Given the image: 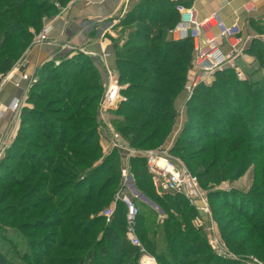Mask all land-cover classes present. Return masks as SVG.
Here are the masks:
<instances>
[{"label":"trees","instance_id":"trees-1","mask_svg":"<svg viewBox=\"0 0 264 264\" xmlns=\"http://www.w3.org/2000/svg\"><path fill=\"white\" fill-rule=\"evenodd\" d=\"M71 1L0 0V33L4 29L10 34L9 37L20 39L17 42L20 49H29L34 38L33 31L40 32L44 27V20L49 21ZM137 9L139 11L135 9L122 21L124 32L119 44L125 42L126 46L125 48L118 46L116 52L119 82L124 85L130 78L131 81L127 83L130 84L129 87L122 91L127 99L113 112L118 116L113 123L122 141L129 147L157 150L165 146L163 143L175 128L179 117L176 101L186 90L195 58L191 39L179 42L168 37L169 31L178 23L177 18H168L163 26L159 21V12L149 20L146 6ZM6 17L9 20H6ZM148 20L150 25L146 24ZM137 40H141L144 46L131 48L132 44L137 45L134 43ZM261 43L263 42L256 40L247 54L255 56V64H259V70H264V44ZM133 50H136L135 56L144 55L142 62L145 63L147 59L153 60L152 69L124 56L125 52ZM60 61L59 66H56L54 61L45 62L37 70L39 80L30 89L28 103L39 105L46 103L51 97L57 98L49 100L46 113L36 107H25L22 110L21 128L15 142L7 148L0 162V179L2 181L8 179L9 175L13 179L12 186L5 189L0 201L13 197L14 192L16 197L18 194L21 195L20 203L23 208L14 217H22L29 214L30 209L34 211L43 205H52L54 199L62 195L57 206L63 209L62 215L69 217V222L67 224L65 220L59 222L66 227L61 232L65 239L72 240L81 234L82 240L87 242L90 232L99 229L105 223L99 216L104 206L113 202L114 194L117 192L115 189L121 179L122 157L119 150H114L105 157L102 154L103 145L98 137V109L105 78L98 62L84 54L68 56ZM12 66L7 64V71L0 72L1 82ZM216 75L210 86H198L192 99L187 103V122L176 147L171 150L172 155L178 156L181 148L187 150L195 145L196 140L204 138L207 143H215L212 150L210 144H205L199 150L204 156L210 155L213 167L222 159L226 144H230L231 147L225 155L233 157L227 158L225 162L233 163L238 158L244 162L243 159L248 154L259 156L264 153V74L256 81H248L247 78L241 81L232 69L218 72ZM146 77L153 82L152 86L135 82ZM51 85L54 86L50 87ZM135 91L144 94L147 100L134 96ZM55 103H63L65 106L53 110ZM253 104L255 106L252 108ZM169 122L174 124L168 125ZM36 124L37 128H34ZM152 126L153 131L146 134ZM163 128L168 129V133L161 138ZM154 142L158 146L150 148L149 143ZM249 142L255 149L243 152V157L237 155L239 148ZM231 150L234 152L231 153ZM180 158L186 161L185 158L181 156ZM188 167L193 172V169ZM212 168L208 166L201 174L196 173L204 189L207 186L203 184V179H207V184L218 180V172ZM131 170L137 181L146 184V191H151L159 200L166 199L165 204L170 205V208L166 210L164 207L165 215L172 211L171 214L174 212L180 219L176 220L178 224L181 226L191 224L192 218L182 220V211L178 212L175 209L182 200L185 208L188 206L195 210L196 208L179 194L165 193L162 198L157 196L153 178L149 174L144 158H133ZM75 175H79L80 178L75 179ZM81 175L84 176L83 179ZM25 187L26 190L23 192L22 189ZM111 189L112 193L109 192ZM222 193L225 197L237 194L225 191ZM222 193H210L209 198L217 199ZM222 202L225 204L227 200L223 199ZM28 207L30 208L27 209ZM233 207H236V204L232 202ZM236 211L252 225L251 232L264 233V220L257 217L256 211L245 212L243 208ZM188 217H192V214L189 213ZM166 218L164 217L163 222L165 230L172 227L171 236L182 234L183 230L181 231L175 223L170 227V222L168 223ZM142 221L143 215L141 218L138 217V222ZM62 233L57 231L56 238ZM111 233L110 238H117L118 241L117 234L113 231ZM65 239L59 241L56 239L58 250L75 251L76 243L71 240L67 243ZM118 244L120 255L126 256L125 264H137L136 260L140 261V250L128 241L126 232ZM35 247L43 249V256L52 257L54 254L53 250L48 251L47 248H42L41 244ZM94 257L92 255L89 259ZM27 258L28 256H25L23 260ZM61 260L56 256L49 264L62 263ZM41 261L45 263L42 259L38 261L39 264ZM0 264H4L2 260Z\"/></svg>","mask_w":264,"mask_h":264},{"label":"rangeland","instance_id":"rangeland-1","mask_svg":"<svg viewBox=\"0 0 264 264\" xmlns=\"http://www.w3.org/2000/svg\"><path fill=\"white\" fill-rule=\"evenodd\" d=\"M6 20L9 19L6 17ZM46 22H48V19L44 20V23ZM9 36L10 34L2 29L0 33L1 73L7 71V64L8 66H15L16 63H18V61L22 57H24V53L27 52L28 49H20L17 45V42L20 39H14V37L11 38ZM121 37L122 34L120 35V38ZM134 43H136L137 45L132 44L130 46L131 48H136L140 45L144 46V43H142L141 40L134 41ZM261 44H264V42ZM120 45L121 48H125L126 46L125 42H122ZM130 47H128V49ZM17 48H19L18 52H16ZM135 54L136 50H133L132 52H125L124 56L129 59H133V61H139L141 65L146 66V68L149 67L152 69L153 60L147 59L144 63L142 62V58L144 55L135 56ZM248 56H251L254 62L256 61L255 56L249 54ZM259 68L260 67L258 64L256 65V68L252 67V69L247 72L246 78L248 81H256L263 77L264 70H259ZM115 72L117 78L119 79L118 70H115ZM37 80H39V77ZM130 81L131 78L128 82ZM135 82L145 83L146 86H152L153 84L151 80H148V77L140 78ZM190 82L191 81L188 78L186 87ZM1 83L2 82L0 80V89L2 88ZM127 83L122 85L123 90H126L129 87L130 84ZM53 86L54 85H51L50 87ZM30 89L25 94L24 106L28 108L36 107L42 112L46 113V107L49 100L56 99L57 97H51L46 103L43 104H29L28 97ZM184 94H187L186 90ZM134 96L139 99L147 100L144 94L137 91H135ZM181 96L182 95H180V98L177 99L176 105L178 104L180 99H182L183 102L185 101L186 98H182ZM124 98L126 97L124 96ZM63 106H65V104L55 103V105L53 106V110L59 107L61 108ZM254 106L255 105L253 104L252 108ZM250 108H248V111L250 110ZM22 110L13 114L11 126L12 131L10 134L11 137H13V131L15 136V131L17 129L20 130L21 128ZM116 110L117 107L113 110H110L108 113H105L104 115L99 114L98 117V137L99 140L102 141V154L104 155V157L112 154L114 150H119L113 148L110 144L112 130H115V132H117L113 123V120L118 117L113 113ZM99 112L100 110L98 109V113ZM49 116H52L54 118V116L51 114ZM177 121L175 124H177ZM186 122L187 119L185 120V124ZM37 124L34 125V128H37ZM167 124L173 125L174 123L169 122ZM153 129L154 126H152L146 134L152 132ZM174 129L175 128H173L172 135L174 134ZM167 133L168 129L163 128L161 138L165 137ZM180 135L181 134H177L172 136L171 138L168 137L163 144H166V146L172 144V149L175 148L178 139L181 138ZM121 139L122 138L120 136L121 143H124V141L122 142ZM194 139L196 140V138ZM14 140L10 143V145H8L7 147L5 146L4 152L0 154V162L3 159L7 148L10 147L13 142H15ZM106 140L108 142L107 145L104 146L103 142ZM196 141L197 142L195 143V145L191 148L187 150L185 148H181L178 152V156H172L177 160H181L180 156L185 158V162L183 160L181 161L187 167L190 166L193 169L194 174H201L206 170V168H208V166L212 168L213 163L210 162V155L204 156L199 150L203 146H205V144H210L212 150V147L215 143H207L204 138H200ZM156 146H158L156 145V142L149 143L150 148ZM229 147H231V145L226 144V146L224 147V155L222 159H220L217 162L216 166L212 168L213 170L216 169L218 172L217 182L207 184V179L202 180L203 184L207 186L206 189L202 188V191L208 197V202L210 204L209 208H211L212 210L211 216L206 217L203 215V217L200 215L197 209L195 210L189 206L185 208L182 202L183 200L178 202V208L175 210L178 212L182 211V220H188L192 218L191 224L184 226L178 224L176 220L180 219L176 214L174 215V212L173 214H171L172 211H168L169 214L163 215L165 218L167 217L166 219L168 220V223L170 222V227L171 224L175 223L180 227L181 231L183 230V232H181L182 234L178 236H171V233L173 232L172 227L171 229L169 228L168 230H165V223H163L164 218L160 219V217L158 216L159 207L161 209H164L165 207L166 210L170 208V205L165 204L164 200L166 199L163 198L159 200L158 197H155L151 194V191H146V184L140 182V180L137 181L135 177L134 179L130 178L125 180L123 176L124 168L122 165L120 177L121 179L119 180V183L116 186L115 190L119 191L120 189L125 187L131 194L132 186H135L136 184L139 189L142 190L143 193L152 200V202L158 205L157 207L151 206V204L146 203V200L141 197L137 199L138 206L141 209L140 218L143 215V221L137 223V232L146 252L145 254L143 253V255L142 252H140V261L136 260L137 264H141V259L143 258V256H146L147 260L151 257L155 258L157 264H264V233L254 234L253 232H251L252 225H249L245 218L238 214V212L236 211L238 208H243V211L245 212L256 211L257 217L261 220H264V153L259 156H256L255 154H248L244 157V162H241V159L238 158L237 161L230 163L225 162L227 158L233 157V155H229L228 157L227 155H225ZM253 148V145L249 142L247 143V145L239 148V152L237 153V155L243 157V152H247V150L250 149L254 150L255 148ZM121 149L122 148H120L119 150L120 157H122L121 154L123 153V150ZM233 152L234 151L231 150V153ZM102 158L103 156L100 158V160ZM130 173L133 174L132 170ZM7 178L8 179H3V181L2 179H0V196L5 191V189H7V187L12 186L13 179L11 178V175H9ZM74 178L79 179L80 176L75 175ZM83 178L84 176L81 179ZM22 190L24 192V190H26V187ZM159 190H157L156 188L157 196H160V198H162L165 193L171 194V192H163ZM223 191L228 192L229 194H232V192H235L237 194L225 197L222 193ZM109 192L112 193L113 190L111 189ZM210 193L222 194L220 195V197H217V199H213L211 197L209 198ZM16 196L17 195L14 192L13 197L11 196L9 199L0 201V260H2L4 264H34V262L37 264V262L42 259L45 260V263L41 261L42 263L40 264H49L50 260L56 258V256L58 260L62 259V263L58 262L57 264H80L83 262V264H125L126 256L120 255V244H118V242L121 238H123V236H125V232L127 234L128 231L127 212L125 206L123 204L121 205L120 202L115 208L114 199L113 202H110L109 204H106L104 206V209L101 212L104 215L99 217H102V222L105 223L103 226H100L99 229L90 232L89 239L86 242L85 240H82L81 234H79L72 240L65 239L63 233L61 232L66 229V227L62 226V224L59 222L64 220L65 224L69 222V217H65L64 215H62L63 209L57 206V202L61 200L62 195L56 197L52 205H43L34 211L30 209L28 210L30 211L29 214L22 217H14V215L17 214L21 208H23V205H21L20 203L21 195L18 194V197ZM233 196L237 198H234ZM232 198L234 199L232 200ZM223 199L227 200V203L224 204L222 202ZM35 201L36 200H34V202ZM232 202L236 204V207L232 208ZM31 205L33 204L31 203ZM29 208L30 207H28L27 209ZM146 208L151 211H146ZM110 210L113 213L109 218V221L108 217L105 215L106 212ZM189 213L192 214V217H188ZM6 217H8V219ZM86 224L88 225V223ZM116 224L117 226H115ZM186 226L188 227L186 228ZM189 230L190 232H187ZM57 231H60V233L62 234H59L56 238ZM110 231H113L117 234L119 238L118 241L116 240L117 238H110L112 235ZM62 238L65 239L67 243H70L71 241L76 243L74 246L75 251H66L65 249L59 251L55 244V241L56 239L59 241ZM213 241H217L219 243L221 249L225 253L224 255H222L221 252H218V250L212 247L211 243ZM40 244L42 248H47L46 250L48 251L53 250V256H43V249L39 250L35 247ZM92 255H94L95 257L93 259H89ZM25 256H28V258L26 260H23Z\"/></svg>","mask_w":264,"mask_h":264},{"label":"crops","instance_id":"crops-1","mask_svg":"<svg viewBox=\"0 0 264 264\" xmlns=\"http://www.w3.org/2000/svg\"><path fill=\"white\" fill-rule=\"evenodd\" d=\"M145 6L149 20L159 12V21L162 22L163 26H165V21L168 18H177L179 22L178 6L193 9L198 21L203 22L216 14L218 22H222L227 26L237 23L241 30L239 36L248 41L246 52L250 51L256 40L264 42V0H72L58 11L59 14L57 13L46 22L52 26L49 42L42 45H33L35 35L39 33L33 31L34 38L31 46L24 53V57L16 64V67L23 63L20 66L21 71L33 74L35 69L37 67L40 68L45 62H50L54 59L62 60L68 56L77 55L73 54L74 50L71 51V48H75L77 51L83 49L89 53L109 54L105 59V63H98L103 78H105L106 66L113 70H118L116 52H118V46L121 47L119 41L123 32L122 21L135 9L139 11L137 8H144ZM149 20L146 22L148 25L151 24ZM46 23H44V26ZM206 32H211L214 35L219 34L216 21H211L205 26L203 33ZM168 37L173 41L177 39V36L174 37L171 34ZM183 41L180 40L179 42ZM193 52H195L194 45ZM239 62L246 72H249L252 67L256 68L251 56H248L247 60H240ZM14 68L12 66L8 73ZM19 79V77H16L14 81L2 85L0 89V108L11 106L17 99H25L27 83L21 82V86L17 87L16 82ZM181 97L184 98L185 94ZM124 101H126V98ZM184 104L185 102L180 99L176 105L178 111L183 108ZM13 114L15 113L7 111L3 116H0V141L4 142L6 147L16 138L19 130L15 131V136L14 131L12 132L14 138L10 136ZM186 119V112L182 114V117L177 118L174 134L172 135L171 133L170 138L181 134L185 127ZM107 142V140L103 142L104 146L107 145ZM124 145L129 147L126 144ZM164 145L166 146V144ZM3 152L4 149L1 146L0 153ZM122 152L123 168L130 167L131 170L127 151L123 150ZM132 194L137 199L139 197L143 198L151 206H158L136 184L132 186ZM146 211L149 212L151 210L147 209ZM164 214V210L159 207L158 216L160 219L164 218Z\"/></svg>","mask_w":264,"mask_h":264},{"label":"built area","instance_id":"built-area-1","mask_svg":"<svg viewBox=\"0 0 264 264\" xmlns=\"http://www.w3.org/2000/svg\"><path fill=\"white\" fill-rule=\"evenodd\" d=\"M177 11L180 14V20L176 26L169 31V34L174 37L177 36L176 41L191 39L195 49L194 67L188 76L191 82L186 87L187 94L184 101L185 104L179 111V117H182V114L186 112L187 103L192 99L198 86H210L215 81L218 72L232 69L239 80H246V70L241 67L239 61L247 60L248 54L246 52V45L248 41L239 36L241 30L237 23L227 26L222 22H218L216 14L202 22L198 21L193 9L178 6ZM211 21H216V25L219 28L218 35H214L211 32L203 33L205 26ZM51 31V24L46 23L44 28L39 33H36L33 45H42L49 42ZM72 50L75 51L73 54L90 56L98 63H105V59L109 55L105 53H89L85 52L83 49L77 51L75 48H71V51ZM52 61L55 62L56 66L61 64L59 59H54ZM21 64L23 63H20L3 77L1 86L19 77L20 79L16 82V86L20 87L21 82H26L27 87H25V92H27L37 83L38 77L36 73L39 67L35 69L33 74H28L21 71ZM122 91L123 87L116 76L115 70L106 66L104 91L99 102L100 115H104L116 107L118 108L119 104L125 100ZM24 102L25 100L17 99L11 106L0 108V116H3L7 111H12L13 113L21 111L25 107ZM111 134L110 144L113 148L119 150L122 148L121 150H126L128 154L127 158L130 163L135 157L145 159L149 174L152 176L157 190L160 189L159 191L179 194L186 198L188 202L197 209L201 216H211L212 210L209 208L210 204L208 202V197L202 191L198 176L181 160L174 159L171 154L172 144L157 150H139L126 147L121 143L120 134L115 132V130H112ZM1 146L4 149L6 145H4V142L0 141V148ZM130 172V167H125L123 169L125 180L130 178L134 179V175ZM131 194L125 187L117 191L114 197V208L117 207L119 202L125 206L128 228L126 237L133 246L139 248L143 255V253L145 254L146 252L137 232L138 217L141 213L137 203V197ZM111 210L107 211L105 215L108 217L109 221L113 213ZM102 215L104 214L101 213L100 216ZM211 244L212 247L218 250V252H221L222 255L225 254L217 241H213ZM148 260H150L152 264H157L156 259L153 257L148 258ZM148 263L146 262V256H143L141 264Z\"/></svg>","mask_w":264,"mask_h":264},{"label":"bare ground","instance_id":"bare-ground-1","mask_svg":"<svg viewBox=\"0 0 264 264\" xmlns=\"http://www.w3.org/2000/svg\"><path fill=\"white\" fill-rule=\"evenodd\" d=\"M146 262H147V263L149 262L148 264H152L150 260H147V259H146Z\"/></svg>","mask_w":264,"mask_h":264},{"label":"water","instance_id":"water-1","mask_svg":"<svg viewBox=\"0 0 264 264\" xmlns=\"http://www.w3.org/2000/svg\"><path fill=\"white\" fill-rule=\"evenodd\" d=\"M185 93V92H184ZM184 96V95H183ZM184 98H186V94H185V97ZM164 147H166V146H164Z\"/></svg>","mask_w":264,"mask_h":264},{"label":"flooded vegetation","instance_id":"flooded-vegetation-1","mask_svg":"<svg viewBox=\"0 0 264 264\" xmlns=\"http://www.w3.org/2000/svg\"><path fill=\"white\" fill-rule=\"evenodd\" d=\"M249 52V51H248Z\"/></svg>","mask_w":264,"mask_h":264}]
</instances>
